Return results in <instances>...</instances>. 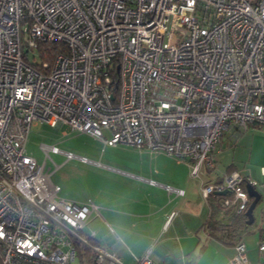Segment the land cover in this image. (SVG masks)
<instances>
[{
  "label": "built area",
  "instance_id": "1",
  "mask_svg": "<svg viewBox=\"0 0 264 264\" xmlns=\"http://www.w3.org/2000/svg\"><path fill=\"white\" fill-rule=\"evenodd\" d=\"M47 43L65 50L44 59ZM43 122L185 161L204 198L227 190L221 205L242 214L241 172L210 178L225 130H264V0H0V264H123L88 226L98 207L45 170L51 152L90 160L26 152ZM246 183L264 199V181ZM234 247L228 264H247ZM135 264H155L150 250Z\"/></svg>",
  "mask_w": 264,
  "mask_h": 264
},
{
  "label": "crops",
  "instance_id": "2",
  "mask_svg": "<svg viewBox=\"0 0 264 264\" xmlns=\"http://www.w3.org/2000/svg\"><path fill=\"white\" fill-rule=\"evenodd\" d=\"M62 125L66 124L52 127L59 129ZM259 130L262 129L248 124L242 131H224L215 148L212 181H220L234 169L250 181L258 182V173L264 176V133ZM85 136L103 145L100 140ZM107 148L112 153L99 157L90 149L95 156H84L89 162L65 158L54 167V171L59 170L54 183L59 186L60 196L73 201L90 200L98 207L100 215L92 213L88 225L101 246L117 254L123 264H135V258L148 250L155 264H228L235 244L208 233L206 222L212 205L218 202L202 196L204 176H192L185 161L162 152L127 144L103 145L101 152ZM246 157L252 162L249 171L239 167L240 160ZM167 186L183 193L168 191ZM258 205H262L260 212H253L254 221L240 238L245 244L247 264H264V251L258 248L264 240V199ZM226 210H218L216 216L229 221L232 213Z\"/></svg>",
  "mask_w": 264,
  "mask_h": 264
},
{
  "label": "rangeland",
  "instance_id": "3",
  "mask_svg": "<svg viewBox=\"0 0 264 264\" xmlns=\"http://www.w3.org/2000/svg\"><path fill=\"white\" fill-rule=\"evenodd\" d=\"M68 128L70 129L68 125H62L59 129H55L54 127L44 122L34 124L31 127L28 134V138L25 145L26 152L32 155L34 158H36L37 162L40 164H42L45 158V153L40 147L41 144L56 145L61 150L71 151L76 155L79 156L83 155L88 158L95 156V154H92L89 151L90 149L96 151L97 157L105 153L106 154L112 153L109 148H107L106 150L104 149L101 152V149L103 147L102 144H99L96 141H90L85 136V134L68 130ZM64 130L67 131V134L65 135L62 134ZM259 132L264 133V130H259ZM104 134L107 135V132L105 131ZM64 159H65L64 155L56 154V153H49V157H46L45 170H48L50 172L53 171V173L50 175V179L52 180L53 183L56 182L59 172L58 169L54 171L55 164L60 165V162H62V160ZM72 161H75V159H72ZM223 166L224 165L222 163L218 168L221 170L223 169ZM251 166H252V162L248 160V157H246V159L240 160L239 163L240 168L244 167L246 168L245 170L249 171L251 170ZM257 181L258 182L264 181V176L258 173ZM257 188L259 189V187ZM261 206L262 205H257V207L254 210L255 215L260 212ZM85 264H89V263H85Z\"/></svg>",
  "mask_w": 264,
  "mask_h": 264
},
{
  "label": "trees",
  "instance_id": "4",
  "mask_svg": "<svg viewBox=\"0 0 264 264\" xmlns=\"http://www.w3.org/2000/svg\"><path fill=\"white\" fill-rule=\"evenodd\" d=\"M42 47H45L44 49H46L47 54L43 57L47 60H50L52 54L55 52L65 50L64 45L59 43H47L43 44ZM247 181L248 180L245 179L244 187ZM227 195H229V193H211V195H209V198L216 199L218 203L217 205H212V212L206 222V228L208 233L214 238L228 244H235L240 240L242 233L249 227V225L246 223L247 217L245 212L242 214H235L231 209L226 210L227 213H232L229 221H224L222 218L216 216L218 210H223L224 207L221 205V201L222 198Z\"/></svg>",
  "mask_w": 264,
  "mask_h": 264
},
{
  "label": "water",
  "instance_id": "5",
  "mask_svg": "<svg viewBox=\"0 0 264 264\" xmlns=\"http://www.w3.org/2000/svg\"><path fill=\"white\" fill-rule=\"evenodd\" d=\"M245 188L249 196L252 198L249 206L247 207L245 211V215L247 217L246 223L250 225L254 221L253 212L255 208L257 207V205L262 201V194L258 189L254 188L250 183H246ZM226 193H227V190L219 192V194H226Z\"/></svg>",
  "mask_w": 264,
  "mask_h": 264
}]
</instances>
